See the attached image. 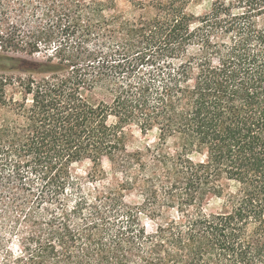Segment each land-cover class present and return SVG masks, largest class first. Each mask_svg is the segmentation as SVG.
Instances as JSON below:
<instances>
[{
	"label": "trees",
	"instance_id": "16d2710c",
	"mask_svg": "<svg viewBox=\"0 0 264 264\" xmlns=\"http://www.w3.org/2000/svg\"><path fill=\"white\" fill-rule=\"evenodd\" d=\"M120 1L0 19V264H264V0Z\"/></svg>",
	"mask_w": 264,
	"mask_h": 264
},
{
	"label": "rangeland",
	"instance_id": "374dc122",
	"mask_svg": "<svg viewBox=\"0 0 264 264\" xmlns=\"http://www.w3.org/2000/svg\"><path fill=\"white\" fill-rule=\"evenodd\" d=\"M15 0H0V19H3L5 15L9 14V10L11 7H14ZM22 2V0H19ZM218 0H192L190 3L186 4L184 6L185 13L190 17H200L205 15L206 13H209L212 9L213 3ZM219 1H226L227 3L232 0H219ZM120 9L124 11H130L132 10L133 6L129 1L121 0L119 3ZM152 12H150L151 14ZM172 19L174 20L175 17L173 16ZM37 58H40V56H37ZM129 141L128 146L130 151L138 150V149H144L147 146H154L159 142V133L154 130L150 131L148 133H142L138 128L133 127L129 131ZM168 145H171V140H168ZM93 170V166L90 162H85L83 164H79L75 166L74 173L78 176L82 177L87 181L88 184L90 182L89 174ZM104 170L107 173L105 177H100L96 181V185L101 187L104 185H112L115 184L118 180V177L114 176L110 170V165L108 162L104 163ZM131 202H140L138 198L131 197ZM223 201L220 199H211L209 201V205L207 206V209L211 212L213 211H220L222 207ZM175 213V211H173ZM149 226V231H154L156 229V223L150 221L149 219H145L144 221Z\"/></svg>",
	"mask_w": 264,
	"mask_h": 264
}]
</instances>
